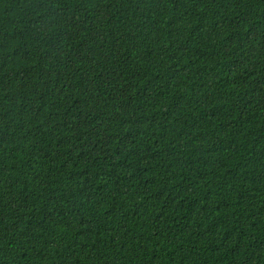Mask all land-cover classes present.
<instances>
[{"label": "trees", "instance_id": "16d2710c", "mask_svg": "<svg viewBox=\"0 0 264 264\" xmlns=\"http://www.w3.org/2000/svg\"><path fill=\"white\" fill-rule=\"evenodd\" d=\"M0 264H264V0H0Z\"/></svg>", "mask_w": 264, "mask_h": 264}]
</instances>
